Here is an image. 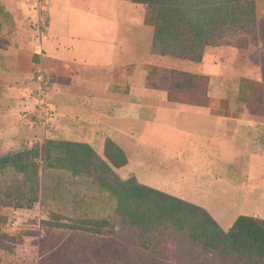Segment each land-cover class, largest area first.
<instances>
[{
    "label": "rangeland",
    "instance_id": "1",
    "mask_svg": "<svg viewBox=\"0 0 264 264\" xmlns=\"http://www.w3.org/2000/svg\"><path fill=\"white\" fill-rule=\"evenodd\" d=\"M256 5L257 45L207 46L202 60L194 62L153 53L152 27L143 23L145 8L130 0H0V37L5 40L0 46V95L23 93L24 82L29 88L25 93L33 95L35 102L40 67L52 82L48 95L51 126L44 129L34 121L33 113H28L24 122L36 128L34 135L24 137L19 146L1 144L0 154L39 146L47 138L87 142L100 155L106 137L118 144L120 137L135 143L138 139L154 140L166 149L189 147L186 151L194 153L199 168L212 174L222 172L223 177L235 181L241 162L228 163L227 158L198 141V147L192 150L194 147L184 143V139L173 144L167 139H156L155 136L182 134L156 122L165 120L190 127L196 120L213 117L209 109L166 100L170 69L205 72L209 76L208 91L211 88L215 94L211 96L225 98L234 115L246 112L249 118L264 119V115L249 112L238 98L241 77L264 82V0H257ZM126 20L130 21L128 25L123 23ZM29 52L52 61L30 63ZM117 66L122 69L113 70ZM151 103L157 107L148 106ZM211 110L223 114L220 109ZM190 111L208 115L195 116ZM133 153L129 150L135 165ZM40 164L41 186L48 194L43 203L37 202L31 209L0 210L4 217L0 232L21 237L13 251L0 249V264H200L197 247L183 239L159 237L154 245L144 239L139 241L136 232L125 226L106 225L101 233L80 228L45 229L42 222L49 219V212L74 220H112L116 202L92 176L70 177L65 170H45L42 161ZM127 171L128 168L116 169L120 177ZM152 171L154 177L161 175L158 168ZM19 178L20 174L11 169L0 171V187ZM187 187L186 195L191 201L205 204L224 229L238 214L254 209L264 211L263 202L253 204V198L245 201L244 191L235 189L227 196H215L212 191L213 198H202L196 184Z\"/></svg>",
    "mask_w": 264,
    "mask_h": 264
},
{
    "label": "trees",
    "instance_id": "2",
    "mask_svg": "<svg viewBox=\"0 0 264 264\" xmlns=\"http://www.w3.org/2000/svg\"><path fill=\"white\" fill-rule=\"evenodd\" d=\"M130 1L144 6L143 23L152 27L150 47L158 55L200 62L207 46L246 48L258 43L257 0ZM3 42L0 37V46ZM28 56L30 63L52 61L35 52ZM116 68L122 69L117 66L113 70ZM167 81L166 100L230 114L225 98L208 94V75L170 69ZM238 98L249 112L264 115V82L241 77ZM41 161L45 170L62 169L70 177L92 176L116 202L112 220H74L49 212V219L42 222L47 230L80 228L101 233L106 225L125 226L136 232L139 241L150 244L158 243L159 237L186 240L197 247L200 264H264V218L238 214L224 229L205 207L143 184L132 171L120 177L116 169L128 168L129 160L125 150L109 137L103 141L101 155L87 142L55 138L0 154V171L11 169L20 174L18 180L0 187V210L31 209L35 203H43L48 194L40 182ZM3 221L0 212V223ZM20 240L0 232V249L11 252Z\"/></svg>",
    "mask_w": 264,
    "mask_h": 264
},
{
    "label": "crops",
    "instance_id": "3",
    "mask_svg": "<svg viewBox=\"0 0 264 264\" xmlns=\"http://www.w3.org/2000/svg\"><path fill=\"white\" fill-rule=\"evenodd\" d=\"M129 22V20H126L123 23L128 25ZM125 48L128 50V47ZM54 57L71 61L58 56ZM195 73L207 75L202 71H196ZM26 85L23 82V93L16 91L11 93L9 97L0 95V145L19 146L24 137H32L36 131V128L30 127L24 122L26 115L33 113L34 109L33 95L25 93V90L29 89ZM208 94L215 95L211 88ZM148 106L157 107L155 103ZM206 109L211 111L210 115L213 117L201 121L196 120L190 127L181 126L178 122L172 124L165 120L157 121L156 123L159 125L172 126L182 134L167 136V138L155 137L160 140L167 139L171 144L176 140L184 139V143H189L194 147L192 150H196L195 148L198 147L196 142L198 141L202 146L211 147L210 150L216 152L217 155L227 158L228 163L237 165L238 162H241L239 167L236 168L238 179L234 181L231 178L223 177L222 172L212 174L210 170L199 168L194 153L186 151V148H189L187 146H180L171 150L164 148L163 145H156L153 142L154 140L143 139L140 141L138 139V143H135L128 141L125 137H120L119 145L125 150L129 160L128 170L135 174L139 182L189 201L192 199L188 197L189 195H186L187 185L193 183L199 187L196 191L202 193V198L210 196V198H213L212 191H215V196H227L228 193H232L237 189L238 191H244L242 198L245 201L248 198H253V204L260 205L261 202L264 203V119L249 118L246 112L234 115L233 108L229 109L230 114L227 116L215 114L211 108ZM182 111L185 110H179V112ZM186 111L189 112V110ZM190 113L195 116L208 115V113L200 111H190ZM182 135L186 136L182 137ZM225 144L226 150L224 149ZM129 150L131 152L134 150L135 165L131 162ZM153 168H158L161 175L152 176ZM196 204L205 207V204ZM245 214L264 218V211L259 209H254Z\"/></svg>",
    "mask_w": 264,
    "mask_h": 264
},
{
    "label": "built area",
    "instance_id": "4",
    "mask_svg": "<svg viewBox=\"0 0 264 264\" xmlns=\"http://www.w3.org/2000/svg\"><path fill=\"white\" fill-rule=\"evenodd\" d=\"M36 79L38 81L37 93L34 102V121L47 129L51 126V113L48 105V95L50 87L52 86L51 76L45 72L44 68L37 69Z\"/></svg>",
    "mask_w": 264,
    "mask_h": 264
}]
</instances>
